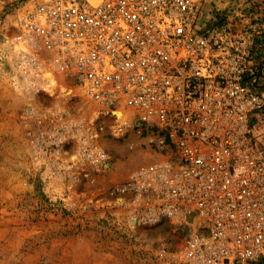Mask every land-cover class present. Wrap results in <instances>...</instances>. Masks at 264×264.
<instances>
[{
	"label": "built area",
	"instance_id": "obj_1",
	"mask_svg": "<svg viewBox=\"0 0 264 264\" xmlns=\"http://www.w3.org/2000/svg\"><path fill=\"white\" fill-rule=\"evenodd\" d=\"M206 2L21 0L15 40L35 88L52 71L113 118L114 136L147 130L172 149L151 153L152 163L117 186L131 193L138 224L189 227L182 249L160 251L166 264H257L264 258V146L256 134L263 31L202 27ZM96 136L81 142L83 157L100 166L110 156L93 145Z\"/></svg>",
	"mask_w": 264,
	"mask_h": 264
},
{
	"label": "rangeland",
	"instance_id": "obj_2",
	"mask_svg": "<svg viewBox=\"0 0 264 264\" xmlns=\"http://www.w3.org/2000/svg\"><path fill=\"white\" fill-rule=\"evenodd\" d=\"M256 4L207 0L201 26H259L264 74V10ZM20 5L0 0V264H166L160 251L182 249L189 227L171 220L138 224L131 220V193L117 186L152 163L151 153L172 149L147 130L114 136L113 118L52 71L46 72L60 87L35 88L15 40ZM87 133H97L93 145L110 156L106 164L83 157ZM256 134L264 146V117Z\"/></svg>",
	"mask_w": 264,
	"mask_h": 264
},
{
	"label": "bare ground",
	"instance_id": "obj_3",
	"mask_svg": "<svg viewBox=\"0 0 264 264\" xmlns=\"http://www.w3.org/2000/svg\"><path fill=\"white\" fill-rule=\"evenodd\" d=\"M42 78H43L42 81L44 84L42 89L52 91V89H51L52 87H55V88L60 87L59 84L55 81V79L51 73H49V72L47 73L46 71H44ZM49 83H52V84H49ZM68 96L69 97L71 96V92H70V94H68ZM119 116L121 117L122 113H120Z\"/></svg>",
	"mask_w": 264,
	"mask_h": 264
},
{
	"label": "crops",
	"instance_id": "obj_4",
	"mask_svg": "<svg viewBox=\"0 0 264 264\" xmlns=\"http://www.w3.org/2000/svg\"><path fill=\"white\" fill-rule=\"evenodd\" d=\"M257 3H258V4H256V6H259V7L256 8V9H258V10L263 9V10H264V0H257ZM256 11H257V10H256ZM263 14H264V12H263Z\"/></svg>",
	"mask_w": 264,
	"mask_h": 264
}]
</instances>
